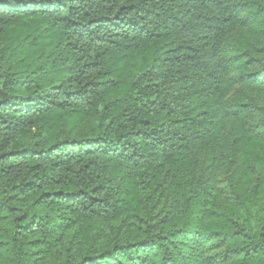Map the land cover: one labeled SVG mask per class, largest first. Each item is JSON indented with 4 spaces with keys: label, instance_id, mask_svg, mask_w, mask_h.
<instances>
[{
    "label": "trees",
    "instance_id": "obj_1",
    "mask_svg": "<svg viewBox=\"0 0 264 264\" xmlns=\"http://www.w3.org/2000/svg\"><path fill=\"white\" fill-rule=\"evenodd\" d=\"M262 56L264 0H0V264H264Z\"/></svg>",
    "mask_w": 264,
    "mask_h": 264
},
{
    "label": "rangeland",
    "instance_id": "obj_2",
    "mask_svg": "<svg viewBox=\"0 0 264 264\" xmlns=\"http://www.w3.org/2000/svg\"><path fill=\"white\" fill-rule=\"evenodd\" d=\"M228 46V43H227ZM264 66V56L259 58V61L255 67V69L259 67ZM232 82H233V88L231 93L228 96V100H235L237 97H240L241 95V89H242V84H241V72L240 71H234L231 74ZM249 101L254 102L256 107H262L264 108V93L259 95L258 97H250ZM262 109H257V112L255 113L256 118L255 120L258 119ZM216 188L218 191H220V196L221 199L224 200H233L234 198V193L232 187L229 186L225 174H221L220 172L217 173L216 175ZM114 236V234H112ZM218 253V252H216ZM213 255L214 252H210L209 255ZM213 264H230L229 262H217L215 260V263Z\"/></svg>",
    "mask_w": 264,
    "mask_h": 264
}]
</instances>
